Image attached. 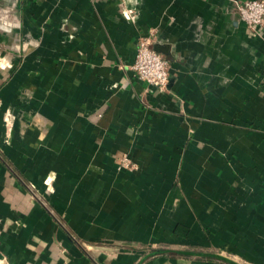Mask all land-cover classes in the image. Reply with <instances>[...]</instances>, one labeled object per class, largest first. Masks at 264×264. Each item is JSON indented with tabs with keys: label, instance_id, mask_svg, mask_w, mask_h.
Masks as SVG:
<instances>
[{
	"label": "crops",
	"instance_id": "0c3cea01",
	"mask_svg": "<svg viewBox=\"0 0 264 264\" xmlns=\"http://www.w3.org/2000/svg\"><path fill=\"white\" fill-rule=\"evenodd\" d=\"M145 37L162 90L126 67ZM0 264H264V28L235 0H0Z\"/></svg>",
	"mask_w": 264,
	"mask_h": 264
},
{
	"label": "built area",
	"instance_id": "2783aa9c",
	"mask_svg": "<svg viewBox=\"0 0 264 264\" xmlns=\"http://www.w3.org/2000/svg\"><path fill=\"white\" fill-rule=\"evenodd\" d=\"M235 8L249 30L264 28V0H235ZM147 38L138 41L133 61L126 67L137 79L162 90L168 83V61L151 47Z\"/></svg>",
	"mask_w": 264,
	"mask_h": 264
}]
</instances>
